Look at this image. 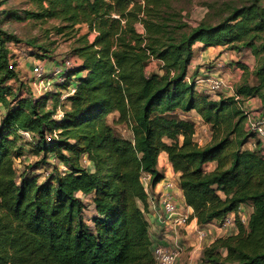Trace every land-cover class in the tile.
<instances>
[{"label":"trees","instance_id":"16d2710c","mask_svg":"<svg viewBox=\"0 0 264 264\" xmlns=\"http://www.w3.org/2000/svg\"><path fill=\"white\" fill-rule=\"evenodd\" d=\"M28 1L35 10L23 18L0 11V264H156L142 175H150V188L162 180L156 167L163 152L179 174L184 202L193 210L190 219L198 226L219 222L241 205L251 207L246 225L237 221L236 234L204 249L203 263L264 264V143L247 127L242 109L257 99L264 117L261 0L233 8L214 25L196 26L185 21L178 0ZM8 19L55 21V33L73 40L69 78L75 77V92L65 103L57 89L66 85L37 100L32 92L21 94L9 47L21 41L3 29ZM83 26L87 32L80 34ZM198 42L254 56L252 72L241 66L234 96L210 98L196 86L195 73L188 77ZM153 61L159 72L150 71ZM190 112L210 127L211 140L203 146L193 140ZM112 115L130 139L109 125ZM20 131L32 135L38 166L50 169L43 180L35 167L20 174L14 168L24 149ZM207 163L216 166L206 171ZM77 195L90 198V222Z\"/></svg>","mask_w":264,"mask_h":264},{"label":"rangeland","instance_id":"374dc122","mask_svg":"<svg viewBox=\"0 0 264 264\" xmlns=\"http://www.w3.org/2000/svg\"><path fill=\"white\" fill-rule=\"evenodd\" d=\"M251 3V0H178L175 2V5L183 13L185 21L191 25L196 26L200 21H207L210 24H216L222 18L226 17L233 8L245 6ZM261 6L264 7V0H261ZM35 5L28 0H0V11H14L24 17L25 11H34ZM3 16V15H2ZM0 16V19L2 18ZM58 26V23L55 21H49L47 23H36L31 20H14L10 19L4 21L3 29L7 32L13 34L18 40H20V45L15 47L9 44V47L12 53L15 55V62L18 64L17 70L19 71L20 83H22V95L24 97L31 94L29 90V80L28 78L31 75L32 67L38 62H44L45 69L48 70V73H51L55 66L60 65L63 59L71 58V46L73 40L69 39L65 35H57L54 28ZM80 34L85 32L84 27L78 28ZM92 39V37H90ZM35 42L34 45H27V43ZM38 47H44L45 51H41ZM226 51L229 53V58L226 60L228 67L232 64L231 70L229 72V78L223 80L224 88L223 91L234 93L235 87L239 85L242 81V68L249 69L255 68V58L249 50H243L241 52H234L226 48ZM150 71L159 72L158 64H152L149 67ZM192 71V69H190ZM252 72V71H251ZM50 77V78H49ZM48 79H53L52 75H49ZM248 82L250 85L255 84V79L249 77ZM54 81V79L52 80ZM55 82V81H54ZM13 88L19 87V83L12 82L10 83ZM53 87V86H52ZM49 88V87H47ZM51 89H54L51 88ZM54 91V90H53ZM43 91H34V98L37 100L42 96ZM227 94V93H226ZM235 94V93H234ZM222 94H218L214 97L216 99ZM229 97V96H228ZM66 101V100H65ZM61 99L62 103H65ZM251 100H247L249 102ZM243 103L242 109L248 117H259V105L258 104H245ZM245 104V106H244ZM52 107L51 103H48V108ZM60 109L58 110V112ZM173 116L179 117L180 114L177 113ZM117 116L112 115L107 118L109 125L119 134H121L126 139L131 138L127 127L125 125H119L116 123ZM201 122L196 120V127L201 128ZM248 127V120H247ZM20 144L25 147L23 149V155L20 159H17L14 163V168L20 174L23 170L28 167L36 168V174H40V180H43L47 173L50 172V169L43 170L44 166H38L41 156H35L31 151L30 142L20 141ZM51 165L61 167L56 161L52 158L48 161ZM83 165L87 168H91V165L87 161H83ZM46 169V168H45ZM77 197L83 201L86 205V209L83 213V218L86 222H90V219L93 217V207L90 202L89 197H82V195H77ZM247 220V219H246ZM246 224V221H245ZM244 224V225H245ZM237 233V232H236ZM234 233V234H236Z\"/></svg>","mask_w":264,"mask_h":264},{"label":"crops","instance_id":"0c3cea01","mask_svg":"<svg viewBox=\"0 0 264 264\" xmlns=\"http://www.w3.org/2000/svg\"><path fill=\"white\" fill-rule=\"evenodd\" d=\"M83 27L86 29L85 26ZM86 32L87 29L84 33ZM226 48V46L204 48L201 43H196L194 45L193 59L188 68V77H190L194 73V77H196L205 72L208 74H218L223 80L228 79L232 64L229 65L230 67H228V65L226 64V60L229 58V53L226 51ZM18 62V64H20V60ZM44 62L45 61L41 63L44 64ZM218 62H221L222 68L220 70L216 67V64ZM152 64L160 65L155 61H153ZM190 69H192V71H190ZM253 70L254 68H252L250 72ZM221 94L223 97H228L231 93L222 91ZM245 104L259 105V100L251 99V101L246 102ZM186 116L191 118L195 123V133L193 140L197 141L199 143V146H203L209 143L211 140L210 127L208 125H205L202 122L200 116L195 112H190ZM196 120L201 122L202 126L199 129L196 127ZM246 148L251 150L253 148V144L248 143L246 145ZM215 166V163H207L205 165V170L212 171ZM156 169L163 178L154 188L149 187L150 175H142V182L148 195L146 205L147 207L144 216L149 225V236L152 243L154 245L173 248L175 242H178L182 250L176 264H204L202 260L204 249L211 246L215 240L225 237L229 234H227L226 231L219 229L218 222L216 221H213L211 224L204 227H200L197 225L195 219H190L187 227L181 229L175 236L173 235V233H168V229L159 224L158 221V214L160 211L158 198L160 194L164 192V185L166 182L172 181L174 183V194L176 196V201L180 210L187 213L189 217L192 215L193 210L184 202L183 193L179 187V174H176L172 171L166 153L163 152L160 154ZM240 207L245 213V218L248 219L251 213V207L249 205ZM198 230H205L208 233V237L206 240H203L201 242L198 241L196 236V232Z\"/></svg>","mask_w":264,"mask_h":264},{"label":"built area","instance_id":"2783aa9c","mask_svg":"<svg viewBox=\"0 0 264 264\" xmlns=\"http://www.w3.org/2000/svg\"><path fill=\"white\" fill-rule=\"evenodd\" d=\"M90 37L93 38V35L91 34ZM74 62L75 61L72 58L63 59L60 65L53 68L51 73H48V70L45 69V64L40 62L36 63L32 67L31 75L28 78V84L31 92L34 94V91L36 89L38 91H43L42 94L48 92H56V85L60 87L66 85V89H57L61 93V99L65 101L75 92V85L73 84L75 77L71 76L69 78V75L75 68ZM216 67L220 70L222 68L221 62H218L216 64ZM49 75H52L55 82L52 81L53 79H48ZM194 81L199 90L205 93L210 98H214L216 95L221 94L224 88L223 79L218 74H208L204 72L201 75L196 76ZM52 86L54 87V89H51L53 88ZM230 96H234V93L230 94ZM1 115L2 109L0 107V117ZM61 115L62 113L59 111L57 112L55 118L58 119L61 117ZM248 128L255 131L257 137L264 143V117H248ZM19 134L23 141H32V135L29 132L20 131ZM46 140L47 142L50 141L49 138H47ZM194 142L199 144L197 141ZM174 188L175 185L172 181H168L164 185V192L161 193L158 198V205L160 208L158 221L159 224L168 229V233H173V235L175 236L181 229L187 227L190 217L187 213L180 210L176 201V196L174 194ZM244 214L245 213L242 208L239 207L237 212L229 213L223 218V220L219 221L218 228L226 231L229 235L234 234L235 232H237L236 223L238 220L243 225L245 224V221L247 223L248 219L246 220ZM196 236L198 241L201 242L207 239L208 233L205 230H198L196 232ZM181 250L182 249L179 243L175 242L173 248L154 245L152 253L156 264H176Z\"/></svg>","mask_w":264,"mask_h":264}]
</instances>
